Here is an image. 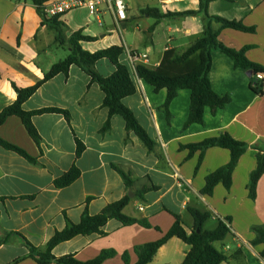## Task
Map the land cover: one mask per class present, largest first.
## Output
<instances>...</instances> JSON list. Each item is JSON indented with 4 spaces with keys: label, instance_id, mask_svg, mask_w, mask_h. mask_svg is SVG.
<instances>
[{
    "label": "crops",
    "instance_id": "obj_1",
    "mask_svg": "<svg viewBox=\"0 0 264 264\" xmlns=\"http://www.w3.org/2000/svg\"><path fill=\"white\" fill-rule=\"evenodd\" d=\"M144 1L140 12L143 33L140 46L151 57L148 67L157 68L167 50L184 51L203 37L206 25L203 13L160 21L143 13L149 8H158L162 14L198 11L200 0H175L168 7L158 0ZM126 2L127 20L121 24V30L109 14L103 17L101 25L86 7L66 12L61 21L67 26V37L83 30V34L95 38L93 42L81 43L92 53L111 46L141 52L139 47H129L123 36L133 19L129 18L131 8ZM208 11L212 16L256 28L255 33L223 29L219 40L235 50L250 46L247 58L264 68V0H216L209 4ZM90 18L99 27L97 33L90 29ZM213 27L218 30L221 25L214 23ZM113 32L122 36L121 42L112 41ZM58 44L55 32L42 25L32 2L0 0V113L17 100L13 83L23 88L34 86L59 62L52 59L50 52ZM212 59L209 75L212 88L221 96H229L231 102L216 115L207 109L203 125L185 128L190 90L179 91L169 106L168 117L163 109L166 90L155 92L136 76L137 93L123 103L155 142L152 150L134 132L127 131L121 116H113L111 129L103 131L109 119V110L103 105L105 94L80 67L73 66L67 76L60 74L44 83L23 104L24 110L58 108L68 111L71 119L68 121L59 113L33 117L41 136L40 144L30 137L17 116L9 117L0 126V138L36 159V163H31L0 146V264H38L26 242L45 252L49 241L69 222L80 223L86 211L91 216L98 215L126 196L130 202L124 213L148 220L152 228L123 226L110 220L104 227L105 236H77L55 247L53 255L74 254L78 260L87 262L104 250L114 249L117 255L104 264H125L122 258L125 252L130 253L134 264L138 259L135 247L162 238L176 216L191 233L194 218L190 209H197L212 215L204 224L206 231L215 230L219 221L230 227L225 239L214 243L227 258L222 264H264V245L252 244L256 237L254 228L264 226V175L257 185L255 200L249 195L257 154L259 150L264 152V96L251 89L252 74L236 68L230 57L215 51ZM96 70L108 77L115 72V66L104 59L96 64ZM223 134L246 143L248 149L233 171L230 189L220 183L212 195H203L206 177L227 165L231 153L213 147L202 155L200 150L192 153L187 146ZM77 140L85 146L80 158L76 157ZM75 164L81 171L80 178L69 187L56 188L54 182ZM116 168L129 174L134 181L132 187L126 185ZM189 250L190 246L174 237L149 264H182Z\"/></svg>",
    "mask_w": 264,
    "mask_h": 264
},
{
    "label": "trees",
    "instance_id": "obj_2",
    "mask_svg": "<svg viewBox=\"0 0 264 264\" xmlns=\"http://www.w3.org/2000/svg\"><path fill=\"white\" fill-rule=\"evenodd\" d=\"M21 1L32 2L36 6L37 12L42 19V25L47 26L50 30L55 32L56 42L60 45L67 44L70 46V54L68 57L56 63L51 70L45 74L44 79L34 86L23 88L13 83V87L17 92V100L13 105L5 108L0 113V126H2L9 117L17 116L21 118L30 137L37 144H40L41 136L32 122L33 117L47 113H59L64 115V117L70 121V113L58 108H45L27 112L24 110L23 104L47 81L60 74L67 76L73 66H78L83 69L87 75L91 77L92 82L97 83L105 94L103 105L109 110V119L107 120L103 131L107 132L111 129V118L113 116H121L126 122L127 131L134 132L149 150L154 148L155 142L139 124L133 111L123 103L125 98L137 93L136 76L153 87L155 92L166 90L167 98L163 105V109L166 110L168 117L169 106L178 96L179 91H191L189 116L185 123V128L194 124L203 125L207 109H209L212 114L216 115L219 110L224 109L231 102L229 96H221L217 94L211 85L209 75L213 62L212 54L215 51L221 52L230 57L236 68L250 72L252 74L251 89L256 94L260 95L261 91L259 87L254 85V80L258 73H264V68L251 62L247 58L246 53L251 47L247 46L241 50H235L225 46L219 40L221 30L223 29L255 33L256 28L248 27L241 21L227 20L219 16L210 15L208 11L209 4L216 0H200V9L198 11L180 13L167 12L166 14H162L158 8L143 10L144 14H149L151 17L157 19V21L168 17L195 16L203 13L206 25L203 37L195 41L189 48L184 51L169 49L165 52L164 57L157 68H150L147 65L139 64L136 67V74L132 71L129 64L122 62V58L124 57L123 46H111L94 53L87 51L82 47L81 43L93 42L95 41V38L83 34V30L74 32L70 37H67V26L61 21L63 14L48 18L43 12V5L50 0ZM214 23L220 24L221 28L218 30L215 29L213 27ZM153 29L154 26L151 27V31ZM104 59H108L115 66V72L108 77L102 76L96 70V64ZM0 146L6 150L16 152L31 163H36V159L32 158L23 149L6 142L2 138H0ZM213 147L229 150L231 153V159L227 165L219 168L206 177V185L201 191L203 195H212L215 187L220 183H222L226 189H230L233 171L240 158L248 149L246 143L234 139L229 134H223L215 138H208L199 144L187 146L192 153L200 150L202 155L207 149ZM84 151V144L77 140L76 157L80 158ZM202 155L199 162L202 160ZM116 169L122 175L126 185L132 187L134 181L130 178L129 174L118 168ZM263 175L264 152L259 150L257 154V166L251 174V182L249 185V195L253 200L256 198L257 185ZM80 176L81 171L75 164L66 174L54 182L55 187L58 189L69 187L75 183ZM154 189L156 188L154 187ZM129 202L130 198L126 196L109 205L100 214L95 216H91L88 211H86L80 223L73 224L69 222L64 230L57 232L49 241L45 252L38 251L36 247L26 242L27 247L30 249L31 257L38 264H104L105 261L114 258L117 255V252L114 249L104 250L99 256L87 262L78 260L74 254L55 257L53 255V249L61 243L70 241L77 236H105L106 233L104 227L110 220H116L123 226L140 225L144 228H152L148 220H138L124 213V209ZM190 213L194 218V227L191 233L185 229L182 219L176 216L175 223L162 238L155 242L135 247L134 252L138 259L134 264L151 263L158 250L174 237L190 246V250L186 254L182 264H222L225 262L227 258L215 248L214 243L224 240L230 232V227L227 226L225 222L219 221V225L215 230L206 231L204 229V224L211 218V213L201 212L197 209H190ZM156 229L159 230V228ZM254 232L256 237L252 244L264 245V226L255 227ZM262 255L264 256V251L262 252ZM122 258L125 264H133L129 252H125L122 255Z\"/></svg>",
    "mask_w": 264,
    "mask_h": 264
},
{
    "label": "built area",
    "instance_id": "obj_3",
    "mask_svg": "<svg viewBox=\"0 0 264 264\" xmlns=\"http://www.w3.org/2000/svg\"><path fill=\"white\" fill-rule=\"evenodd\" d=\"M158 1L162 6L168 7L175 0ZM82 7L88 8L101 25L103 17L107 14L112 16L114 24L119 30H121V24L127 20L128 5L126 0H50L42 8L46 17L53 18ZM124 58L134 73H136V67L139 64L149 65L151 62L148 53H141L128 47L124 48ZM254 85L259 87L260 95L264 96V73H258L255 76Z\"/></svg>",
    "mask_w": 264,
    "mask_h": 264
},
{
    "label": "rangeland",
    "instance_id": "obj_4",
    "mask_svg": "<svg viewBox=\"0 0 264 264\" xmlns=\"http://www.w3.org/2000/svg\"><path fill=\"white\" fill-rule=\"evenodd\" d=\"M144 0H128L129 6H130V11H129V18L133 17V19L130 21V25L124 29V39L127 43V45L131 48L139 47L141 49V53L145 52L143 48H141V7ZM90 21L92 24L90 25V29L92 30L93 33H97L99 27L97 23L94 21L93 18H90ZM107 23L110 24V21L107 20ZM143 29V27H142ZM112 35L113 40L112 41H118L122 38L121 35H118L116 32H113ZM99 36V35H98ZM121 42V40H120ZM140 51V50H139ZM51 52V57L55 62H58L60 60H63L68 57L70 54V46L65 44V45H56L54 46V50L50 51ZM43 63H46V59L43 58Z\"/></svg>",
    "mask_w": 264,
    "mask_h": 264
},
{
    "label": "water",
    "instance_id": "obj_5",
    "mask_svg": "<svg viewBox=\"0 0 264 264\" xmlns=\"http://www.w3.org/2000/svg\"><path fill=\"white\" fill-rule=\"evenodd\" d=\"M131 196V195H130Z\"/></svg>",
    "mask_w": 264,
    "mask_h": 264
}]
</instances>
